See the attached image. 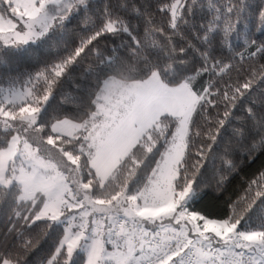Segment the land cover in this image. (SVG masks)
<instances>
[{"label": "snow or ice", "instance_id": "6c2138e0", "mask_svg": "<svg viewBox=\"0 0 264 264\" xmlns=\"http://www.w3.org/2000/svg\"><path fill=\"white\" fill-rule=\"evenodd\" d=\"M262 61L264 0H0V264H264V170L199 207L264 155Z\"/></svg>", "mask_w": 264, "mask_h": 264}, {"label": "trees", "instance_id": "16d2710c", "mask_svg": "<svg viewBox=\"0 0 264 264\" xmlns=\"http://www.w3.org/2000/svg\"><path fill=\"white\" fill-rule=\"evenodd\" d=\"M94 2L99 5L103 3V0H94ZM73 24L75 25L76 21H73ZM107 43L108 41L102 39L98 46L103 50ZM87 68L88 62L86 61L74 73V78L78 83L84 81V72ZM4 72L5 69L0 68V74H3ZM233 76H235V73H233ZM66 90H72V86L67 85ZM261 170H264V155H257L251 163L245 160L239 174L230 180L227 190L220 195L216 194L215 180L211 171H209L206 176L208 181L207 192L199 207L206 208L213 213L224 214L227 211L226 201L228 198L231 197V200L235 201L244 197L248 181L254 179ZM241 206H243V203ZM56 239L57 238L53 236L50 239L42 241L40 247L29 257V259L31 260L46 256L56 242Z\"/></svg>", "mask_w": 264, "mask_h": 264}]
</instances>
